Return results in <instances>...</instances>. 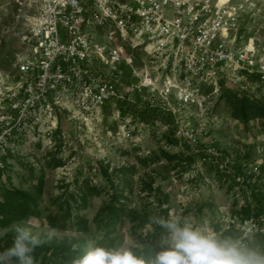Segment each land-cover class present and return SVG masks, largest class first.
<instances>
[{
    "label": "built area",
    "instance_id": "obj_1",
    "mask_svg": "<svg viewBox=\"0 0 264 264\" xmlns=\"http://www.w3.org/2000/svg\"><path fill=\"white\" fill-rule=\"evenodd\" d=\"M3 5L25 31L14 73L0 78V171L20 142L51 139L61 115L86 122L92 114L116 118L122 106L156 107L171 113L180 137L188 140L189 120L179 111L209 110L221 80L245 93L264 87V42L242 33V4L232 0ZM234 177L242 183L241 174ZM242 223L244 236L264 233L253 218Z\"/></svg>",
    "mask_w": 264,
    "mask_h": 264
},
{
    "label": "rangeland",
    "instance_id": "obj_2",
    "mask_svg": "<svg viewBox=\"0 0 264 264\" xmlns=\"http://www.w3.org/2000/svg\"><path fill=\"white\" fill-rule=\"evenodd\" d=\"M232 1L242 4V33L264 42V0ZM24 31L21 19L0 0L1 79L14 73L13 61ZM224 89L227 93L231 89L241 91L230 81ZM247 93L264 104V87ZM220 95L213 98L207 111L192 107L179 111L189 120L192 135L188 140L180 137L176 126L159 119L143 121L139 115L125 112L116 118L92 114L86 122L61 115L51 139L20 142L18 153L8 157L0 171V195L6 185L21 189L35 196L36 206L44 214H56L60 203L71 193L79 194L78 187L86 181L99 193L89 196L78 212L87 220L88 230L70 224L53 228L39 217L27 216L0 226V243L13 238V227L21 225L39 235L43 245L76 248L81 243L86 249L89 241L101 238L95 215L112 195H117L126 208L112 233L115 247L134 250L154 244L148 236L157 228L149 223L153 215L204 219L217 232L231 224L244 228L239 217L246 194L233 175L241 166L251 181H264V115L246 121L236 118L225 96ZM188 155L192 158H186ZM131 213L140 218L133 220ZM53 251H42L36 264H54Z\"/></svg>",
    "mask_w": 264,
    "mask_h": 264
},
{
    "label": "trees",
    "instance_id": "obj_3",
    "mask_svg": "<svg viewBox=\"0 0 264 264\" xmlns=\"http://www.w3.org/2000/svg\"><path fill=\"white\" fill-rule=\"evenodd\" d=\"M226 83V80H221L220 96H225L227 104L233 109L234 117L246 121L249 117L264 115V104L257 101L252 95L243 91L231 89L227 93L224 89ZM138 99L140 98L138 97ZM122 112L139 115V118L143 121H155L159 119L174 126L171 113L162 112L156 107L129 106L126 108L122 106ZM174 141H176V139H174ZM186 158L191 159L192 157L191 155H188ZM216 168L218 169V166ZM122 170L124 169H120V171ZM235 173L243 176L242 183H236L241 185L246 194L245 204L241 208V214L239 217L240 221L243 222L245 219L253 218L259 226L264 227V191L262 190V187H264V181H251L250 177L241 166L237 167ZM225 174L227 173H222L221 175L224 176ZM233 180H235V177H233ZM36 188L39 189V186L36 185ZM78 188L80 190L79 194L71 193L69 194V199L60 203L58 213L44 214L43 211L37 208L34 195L6 185L4 192L0 195V226L22 220L27 216H35L45 220L47 224L53 228H65L70 224L76 225L79 230L86 231L88 230L87 220L80 216L78 212L85 207L88 197L99 193V190L95 185H90L88 181H86L84 185H80ZM119 200L120 199L117 195H112L110 201L101 206L95 215V223L102 231L101 238H99L96 243L105 247L114 246L112 233L116 230V226L120 222L122 216L126 214V208ZM131 218L134 220L140 217L137 213H131ZM160 232V227L157 226L156 231L148 235L155 243H147L141 248H135L133 251L137 252L138 255H150L152 251L156 250L159 246L158 236ZM219 233L224 237H231L264 250V233L260 230L253 231L251 234L244 236L243 231L239 227L231 224L229 227L220 230ZM11 244L12 238L8 237L0 243V250L11 246ZM49 248L54 250V264H71V261L75 257H78L85 251L81 243L78 244L76 248L63 244L42 245L33 253L35 260L42 251H46Z\"/></svg>",
    "mask_w": 264,
    "mask_h": 264
},
{
    "label": "clouds",
    "instance_id": "obj_4",
    "mask_svg": "<svg viewBox=\"0 0 264 264\" xmlns=\"http://www.w3.org/2000/svg\"><path fill=\"white\" fill-rule=\"evenodd\" d=\"M148 219L163 230L158 248L150 255L89 241L71 264H264V250L222 236L204 219L182 214ZM12 231L11 246L0 250V264H36L33 253L45 241L26 226L15 225Z\"/></svg>",
    "mask_w": 264,
    "mask_h": 264
},
{
    "label": "bare ground",
    "instance_id": "obj_5",
    "mask_svg": "<svg viewBox=\"0 0 264 264\" xmlns=\"http://www.w3.org/2000/svg\"><path fill=\"white\" fill-rule=\"evenodd\" d=\"M224 1H226V0H220V2H224Z\"/></svg>",
    "mask_w": 264,
    "mask_h": 264
}]
</instances>
